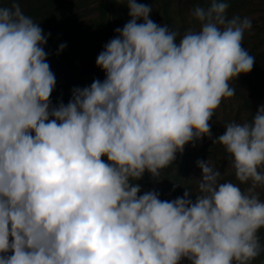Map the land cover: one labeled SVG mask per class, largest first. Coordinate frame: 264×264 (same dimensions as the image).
<instances>
[{"label":"clouds","instance_id":"9594fccd","mask_svg":"<svg viewBox=\"0 0 264 264\" xmlns=\"http://www.w3.org/2000/svg\"><path fill=\"white\" fill-rule=\"evenodd\" d=\"M126 6L131 19L96 58L104 80L58 107L47 35L16 0L0 6V253L11 251L0 264H251L264 251V104L213 141L247 190L220 182L208 160L197 161L195 202L187 189L174 200L138 195L135 183L211 138L229 82L253 67L242 47L252 20L208 0L191 10L199 29L180 35L150 19L151 6Z\"/></svg>","mask_w":264,"mask_h":264},{"label":"rangeland","instance_id":"374dc122","mask_svg":"<svg viewBox=\"0 0 264 264\" xmlns=\"http://www.w3.org/2000/svg\"><path fill=\"white\" fill-rule=\"evenodd\" d=\"M22 11L38 23L42 33L47 35L43 45L45 53L51 55L47 62L55 75V87L50 94V107H58L60 102L67 104L72 98V89L90 86L94 79L101 81L105 72L96 64L98 54L104 45L117 35L116 28H122L131 19L127 0H16ZM137 3L152 8L150 19L157 24H167L182 35L186 29H199V21L191 10L197 4L206 6L208 0H136ZM229 5L226 16H247L252 20L253 28L244 33L242 47L254 59L248 73H241L229 83L235 89L231 98L222 99L218 108L209 119L211 138L207 135L184 145L183 152H177L172 164L160 169L159 178L145 170L135 183L144 191H156L161 200H174L183 197L185 189L189 198L195 202L198 179L202 170L198 160H205L220 170V182H231L242 191L250 187V182L241 183L235 176L230 162V154L224 146L213 141L225 131L224 125L235 121H251L258 106L264 104V0H225ZM12 0H0V6H10ZM108 5L107 14L104 12ZM142 23V19L137 21ZM110 23L111 33H107L106 24ZM179 39V37H178ZM66 46L58 52L60 44ZM53 117L50 116V119ZM34 134V133H33ZM105 162L107 157L103 156ZM261 200H264V188H256ZM264 237V228L258 232ZM0 255H11L0 253ZM256 258L251 264H258ZM180 264H190L187 258Z\"/></svg>","mask_w":264,"mask_h":264},{"label":"trees","instance_id":"16d2710c","mask_svg":"<svg viewBox=\"0 0 264 264\" xmlns=\"http://www.w3.org/2000/svg\"><path fill=\"white\" fill-rule=\"evenodd\" d=\"M104 12H105L106 14H107V12H108V5H107V4H105ZM106 29H108V30H107V33L109 32V34H110V33H111V31H110V29H111V25H110V23H107V24H106ZM50 57H51V55H49V54L46 55V60L49 59ZM260 241H261L262 244H264V237H261V238H260ZM256 258L259 260L258 264H264V251H262V252L260 253V255H258ZM256 258H254L253 260H255ZM253 264H255V263H253Z\"/></svg>","mask_w":264,"mask_h":264}]
</instances>
